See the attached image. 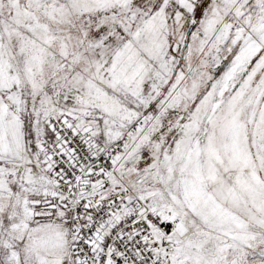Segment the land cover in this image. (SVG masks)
<instances>
[{
  "label": "snow or ice",
  "instance_id": "1",
  "mask_svg": "<svg viewBox=\"0 0 264 264\" xmlns=\"http://www.w3.org/2000/svg\"><path fill=\"white\" fill-rule=\"evenodd\" d=\"M0 264H264V0H0Z\"/></svg>",
  "mask_w": 264,
  "mask_h": 264
}]
</instances>
